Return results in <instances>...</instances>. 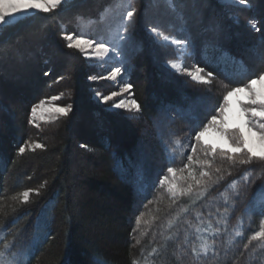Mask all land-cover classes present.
<instances>
[{
  "label": "trees",
  "instance_id": "1",
  "mask_svg": "<svg viewBox=\"0 0 264 264\" xmlns=\"http://www.w3.org/2000/svg\"><path fill=\"white\" fill-rule=\"evenodd\" d=\"M112 3L69 0L0 30V251L12 245V264H264V240H250L264 220V163L233 166L217 156L213 177L219 167L223 178L203 196L194 187L173 198L160 185L165 175L172 179V167L177 186L187 187V170H180L195 133L227 90L264 72V0L251 8L180 0L175 12L167 0H131L124 79L140 112L100 101L96 93L109 95L117 83L89 79L104 77L103 68L65 39L107 36L115 13L100 17ZM157 24L167 35L192 38L184 67L212 72L210 85L171 69L175 49L157 43L149 30ZM55 96L71 106L67 115L34 123L33 106ZM196 159L203 154L194 155L198 175Z\"/></svg>",
  "mask_w": 264,
  "mask_h": 264
},
{
  "label": "snow or ice",
  "instance_id": "2",
  "mask_svg": "<svg viewBox=\"0 0 264 264\" xmlns=\"http://www.w3.org/2000/svg\"><path fill=\"white\" fill-rule=\"evenodd\" d=\"M225 3H233L243 5L248 8L252 7V0H224ZM67 0H0V30H6L14 24L20 22L22 19H27L28 14L32 11H39L43 13H50L58 6L66 4ZM167 6L172 11H177L181 7L180 0H167ZM130 8L131 10H127ZM126 15H124V11ZM108 13H115V29L109 28L107 36L101 35L96 37V40L84 39L85 33L77 36L67 35L65 39L68 41L69 48H76L82 51L86 56H94L98 61L107 63L109 60L120 64V67L113 66L108 71L106 77L92 76L89 79H109L116 81L117 78L123 79V73L127 71L126 67V45L132 39L129 32V24L134 20L136 9L132 7L131 0H113L112 5L101 14L100 20L103 22ZM178 18L183 19L182 14L178 13ZM254 30L259 31L252 25ZM150 32L156 37L157 43L164 48L173 47L175 49L176 59L167 61L171 69L181 75H188L193 81L197 83L210 85L215 77L212 72L205 73L203 68L195 67L194 70L184 67L185 59L191 55L189 49L193 47V41L190 36H185L184 39H177L175 35H167L161 31V25L157 24L151 27ZM99 41V42H97ZM111 44V47L109 46ZM91 49V51H89ZM227 57V53L224 54ZM240 68L242 72H247V68L241 63ZM131 84H124L121 92H127L131 89ZM227 85L224 88L227 89ZM120 93L112 92L110 95H103L97 92L96 96L101 97L103 103H108L113 100V97ZM57 99L56 97L52 98ZM45 104L41 100L39 105L33 106L32 116L37 114V108H42ZM114 108H123L128 111L140 112L141 106L132 100L126 103L124 100L113 103ZM71 106L59 107L54 106L51 110L61 115H67ZM215 114L203 125V127L195 133V143L191 145V152L193 155H188V164L184 165L183 172L187 170V178L191 182L186 188L178 187L175 182L177 169L169 167L167 173L171 174L172 179L165 175L160 180V185H167V191L173 198L178 195H187L193 192L194 187L199 188L198 196H203L208 190L210 184H218L222 180L221 168L217 167L214 172L217 174L213 177L212 165L219 156L222 160H227L231 165L237 163L241 165H249L254 161L264 163V72L255 75L249 79L246 84L239 87H233L223 94L222 102L214 109ZM55 119V117H53ZM213 138H209V137ZM177 148L181 147L179 139L174 141ZM35 147H43V145L36 144ZM25 151L24 147L19 149L20 153ZM201 152L204 156L203 160L196 159L195 164L200 166V171L197 173L193 168L194 155ZM171 157L175 158V150H170ZM237 157H242L237 159ZM208 169V170H205ZM231 175V173H228ZM249 172H245L243 179H249ZM236 180H233L229 187L235 188ZM34 191L28 189L21 193L23 202H28L30 193ZM38 193V190H36ZM227 191V190H226ZM225 201L228 196L221 193ZM259 206L264 212V192L260 193ZM184 211H187L185 209ZM227 211V209H226ZM199 215V214H197ZM140 218H137L139 225ZM199 231V229H197ZM240 235V233H237ZM261 239L264 240V220L261 221L260 230L256 231L250 240ZM12 245L6 244L4 250L0 251V264H12L15 260L13 256L10 260L8 258V251ZM207 244L203 246V250L207 251ZM247 248L248 245H245ZM195 249L193 252L195 253Z\"/></svg>",
  "mask_w": 264,
  "mask_h": 264
},
{
  "label": "rangeland",
  "instance_id": "3",
  "mask_svg": "<svg viewBox=\"0 0 264 264\" xmlns=\"http://www.w3.org/2000/svg\"><path fill=\"white\" fill-rule=\"evenodd\" d=\"M69 0H67L68 2ZM39 11H32L28 14L29 15H33L35 13H37ZM75 37V36H74ZM84 39H89V38H86V37H83ZM91 40V39H90ZM99 42V41H97ZM111 47V44L109 45ZM89 51H91V49H89ZM86 56V55H85ZM88 57L90 60H92L95 64H97L98 66H100L101 68H103V73H104V77L107 76V73L108 71L111 70V67L113 66H116V67H120L119 64L115 63L114 61H111L109 60L107 63H104L103 61H98L96 57L94 56H86ZM170 66V65H169ZM195 68H193L192 70H194ZM125 74L123 73V79H120V78H117L116 81H114L115 83H117V90L115 92H118L120 93L118 96L116 97H113V100H112V104L113 103H116V102H119L120 100H124L126 103H130L132 100H134L132 97H131V94H130V89L127 91V92H121V89L123 88L124 84H129L124 78ZM110 95V94H109ZM57 99L58 97L55 96ZM98 97V96H97ZM53 97H51L50 99L48 100H44L45 101V104L42 108H37V114L35 117L32 116V121L34 123H38L40 121H44V120H49V119H53V117H56L57 115H60L58 113H55L54 111H52L51 109L54 107V106H59V107H68V106H65V105H60L59 103H57V99L53 100L52 99ZM101 101V97H98ZM39 105V104H38ZM114 108V107H113ZM209 138H213V137H209Z\"/></svg>",
  "mask_w": 264,
  "mask_h": 264
}]
</instances>
